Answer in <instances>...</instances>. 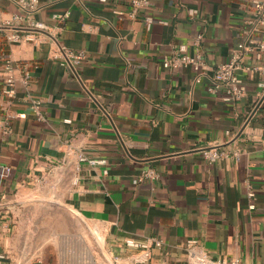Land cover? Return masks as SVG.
Here are the masks:
<instances>
[{
    "label": "crops",
    "instance_id": "crops-1",
    "mask_svg": "<svg viewBox=\"0 0 264 264\" xmlns=\"http://www.w3.org/2000/svg\"><path fill=\"white\" fill-rule=\"evenodd\" d=\"M250 2L151 0L148 28L127 18L128 0H40L31 15L47 25L40 43L8 44L0 29V85L6 60L34 65L28 89L18 84L12 102L0 100V127L11 131L0 128V165L13 170L0 179V264H44L17 253L8 214L17 190L53 171L68 172L70 209L101 233L94 264H187L189 240L213 260L264 264V76L239 71L245 91L236 102L206 89L242 41ZM0 9L17 12L7 2ZM64 10L63 24L51 21ZM255 37L264 41V29ZM56 45L82 51V63L60 65ZM181 45L207 67L198 84L190 67H162ZM243 62L264 68V51ZM202 149L225 155L210 163ZM80 153L107 163L78 164ZM148 168L158 179L134 183Z\"/></svg>",
    "mask_w": 264,
    "mask_h": 264
},
{
    "label": "built area",
    "instance_id": "built-area-1",
    "mask_svg": "<svg viewBox=\"0 0 264 264\" xmlns=\"http://www.w3.org/2000/svg\"><path fill=\"white\" fill-rule=\"evenodd\" d=\"M89 1V0H79ZM100 3H106L107 0H97ZM7 2L16 7L17 12L5 14L0 9V29L5 30L4 40L8 44L13 43H33L38 44L42 41L40 32L46 30L47 25L42 21L31 18V15L40 10V0H0ZM151 7V0H128V11L125 15L128 19L134 20L141 18L146 27H150L153 22L148 10ZM118 15H123L121 11H115ZM194 12V11H193ZM248 13L250 18L245 21V29L243 31L242 41L232 51L228 61L218 64L213 70L207 92L217 99L224 102L239 101L245 91L242 79L238 72H246L249 74L258 73L264 76V68H259L244 64V58L250 52H263L264 41L256 39V34L264 29V0H251ZM70 12L64 10L62 12H54L50 15L51 21L61 25L69 18ZM203 40L201 33L196 34L191 44L198 47ZM84 58L82 51H72L62 45H56L52 52V59L59 62L62 66L78 67ZM162 67L167 68H192L196 75L193 83L198 84L201 76L206 73L207 67L203 63L200 55H190L184 46L173 48L169 56L164 57ZM34 65L31 63L13 64L10 60H6L3 65L4 76L0 85V100L12 102L16 97V87L20 84L24 89H28L32 81V72ZM16 73L20 76L17 77ZM257 87L264 93V81L257 83ZM30 110L37 119H41L39 112V101L30 100ZM14 117V116H11ZM1 128V127H0ZM2 134L9 135L8 126L2 127ZM225 154L216 149H202L201 156L207 162H215L221 159ZM78 164H87L90 167H100L106 165L104 158H92L83 153L77 155ZM10 166L0 165V179H7L12 174ZM105 173V171H103ZM158 173L151 169H144L134 179V183L148 181L152 182L158 179ZM249 198L253 197V193L247 194ZM249 208H253L250 204ZM160 241H155L156 246H160ZM137 246V245H135ZM185 257L187 264H240L236 260H213L208 254L197 244L195 240L187 241L185 248Z\"/></svg>",
    "mask_w": 264,
    "mask_h": 264
},
{
    "label": "rangeland",
    "instance_id": "rangeland-1",
    "mask_svg": "<svg viewBox=\"0 0 264 264\" xmlns=\"http://www.w3.org/2000/svg\"><path fill=\"white\" fill-rule=\"evenodd\" d=\"M68 172H48L17 190L9 209L17 253L44 264H94L103 259L100 231L67 203ZM91 258L90 262L87 258Z\"/></svg>",
    "mask_w": 264,
    "mask_h": 264
},
{
    "label": "water",
    "instance_id": "water-1",
    "mask_svg": "<svg viewBox=\"0 0 264 264\" xmlns=\"http://www.w3.org/2000/svg\"><path fill=\"white\" fill-rule=\"evenodd\" d=\"M264 94V93H263ZM263 97H264V95H263Z\"/></svg>",
    "mask_w": 264,
    "mask_h": 264
}]
</instances>
